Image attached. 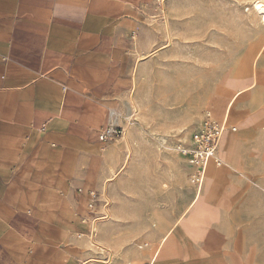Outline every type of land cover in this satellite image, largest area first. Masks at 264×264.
<instances>
[{"label": "crops", "instance_id": "0c3cea01", "mask_svg": "<svg viewBox=\"0 0 264 264\" xmlns=\"http://www.w3.org/2000/svg\"><path fill=\"white\" fill-rule=\"evenodd\" d=\"M160 1L0 0V264L102 259L81 239L91 216L78 213L88 192L97 203L99 188L103 194L124 168L118 145L99 135L111 113L128 110L131 39L143 38ZM227 129L222 151L235 133ZM228 168L207 167L214 197L199 214L213 219L184 230L186 206L154 213L153 244L183 233L168 237L157 264H264L258 245L230 222L241 181ZM189 186L193 199L199 193ZM223 196L229 207L218 205ZM139 258L154 259L150 248Z\"/></svg>", "mask_w": 264, "mask_h": 264}, {"label": "rangeland", "instance_id": "374dc122", "mask_svg": "<svg viewBox=\"0 0 264 264\" xmlns=\"http://www.w3.org/2000/svg\"><path fill=\"white\" fill-rule=\"evenodd\" d=\"M160 2L146 17L150 22L145 24L143 38L131 39L128 110L117 113L115 123L108 124L123 131L121 137L110 142L118 145L124 168L113 185L108 187L106 183L103 194L105 186L99 188L100 199L92 214L86 198L78 216H91L84 224L86 230L95 217L99 218L96 240L113 251L111 264H141L143 259L139 257L147 256L148 248L155 246L150 238V230L156 225L154 213L170 203L180 208L192 200L188 160L177 147L190 144L207 111L219 126L224 121V129L230 126L234 134L241 133L236 160L221 150L225 133L217 158L220 167L228 165L241 181L233 197L235 214L230 222L241 226L243 239L258 245L256 250L264 263V29L255 18L264 16V9L259 0ZM229 80L241 81L247 91L230 110L228 106L224 111L225 103L220 114L205 107L208 96ZM225 94L230 98L234 90ZM133 101L138 113L132 112ZM130 113L133 117L128 121ZM126 135L127 147L123 140ZM209 182L205 175L201 188L204 195L210 189ZM218 205L229 207L224 196ZM71 218L67 220L76 221L75 216ZM209 218L214 217L204 216L200 224ZM89 232L81 238L88 245ZM92 249L102 259L109 256L106 251Z\"/></svg>", "mask_w": 264, "mask_h": 264}, {"label": "bare ground", "instance_id": "6f19581e", "mask_svg": "<svg viewBox=\"0 0 264 264\" xmlns=\"http://www.w3.org/2000/svg\"><path fill=\"white\" fill-rule=\"evenodd\" d=\"M260 1V5L262 6V8L264 9V0H259ZM161 3V2H160ZM162 5V4H161ZM163 10V9H162ZM255 16V15H254ZM163 17V16H162ZM254 18V17H253ZM251 19V20H254V19ZM255 18L257 19V21L260 22L261 26L263 27L264 29V16L260 15V16H255ZM164 19V18H163ZM255 19V21H256ZM169 20V19H168ZM252 22V21H251ZM164 24V23H163ZM166 24V23H165ZM240 25V24H239ZM253 25V24H252ZM252 25L250 27H252ZM166 28V27H165ZM167 29V28H166ZM170 29V27H169ZM245 29V28H244ZM255 31V30H253ZM168 33V32H167ZM171 34V33H170ZM248 34V33H247ZM256 34V33H255ZM168 36V35H167ZM168 38V37H167ZM245 40V39H244ZM258 40V39H257ZM170 41V40H169ZM237 41V40H236ZM239 42V40H238ZM244 42V41H243ZM264 42V41H263ZM236 43V42H235ZM262 43V42H261ZM246 44V43H244ZM263 45V43L261 44ZM246 46V45H245ZM248 46V45H247ZM234 47V46H233ZM243 47V46H242ZM237 48V47H236ZM246 48V47H245ZM260 48V47H259ZM234 49V48H233ZM239 49V48H237ZM236 50V49H235ZM246 50V49H244ZM237 51V50H236ZM239 52V51H238ZM237 52V53H238ZM241 52V51H240ZM259 52V51H258ZM231 53V51H230ZM235 53V52H234ZM236 53V54H237ZM235 55V54H234ZM238 55V54H237ZM258 55V54H257ZM232 56V54H231ZM246 56V55H245ZM232 62V61H231ZM248 62V61H247ZM248 64V63H247ZM248 67V66H247ZM253 67V66H252ZM249 68V67H248ZM138 69V68H137ZM246 69V67H245ZM247 70V69H246ZM249 71V69H248ZM253 71V70H252ZM248 73V72H247ZM249 74V73H248ZM135 77V76H134ZM240 78L241 75H240ZM242 80V79H241ZM248 89V87H245L242 85V82L241 81H227L224 83L223 86H220L218 88L215 89V91L210 94L208 96V98L206 99V103H205V107H210L212 108V110L217 113V114H220L222 109H223V106L224 104L226 103L225 105V108H224V111H227V107L229 106V110L233 107V104L235 102V100L244 92H246ZM226 90H234V95H232V97L228 98L225 94V91ZM134 96V95H133ZM133 99V98H132ZM241 100V99H240ZM239 100V101H240ZM242 101V100H241ZM244 101V99H243ZM131 102V101H130ZM202 104H204V101L202 102ZM134 108L132 110V112L136 113L138 111L137 109V106L135 104V102L133 101V105ZM139 107V106H138ZM130 109V108H129ZM138 113V112H137ZM226 114H228L226 112ZM114 117L116 116H119L117 114L116 111H114L113 113ZM237 116V115H236ZM112 117V124L115 123V119ZM133 117V115L130 113L127 115L126 118H128V121H130V119ZM222 125H220V127H223L225 126V123L224 121L221 122ZM241 133L240 134H233L230 139H229V142H228V145L225 147V149L223 150V152L225 153H228L227 155L231 156L230 158L232 160H236L237 158V153L239 151V148L241 146ZM124 140V143L126 145V147L128 146V138H127V135L125 138H123ZM220 143V142H219ZM128 149V148H127ZM221 150H222V147H221ZM129 156V155H128ZM127 159V158H126ZM116 177V176H115ZM204 181V180H203ZM203 185V183H202ZM202 185L200 187V192L199 194L194 197L192 199V201L185 207V211H184V215H182L180 218H183L181 219L180 221H178L180 227H182V229H189L190 226H192L193 224H200V222L202 221L201 219H204V215H200L199 212L201 211L204 212V209H206L208 207V201L210 199L213 198V191H214V187L211 189V190H208V192L204 195V193H202ZM105 198V197H104ZM107 199V198H106ZM181 213V212H180ZM101 219V218H100ZM179 227V228H180ZM178 228V229H179ZM94 229H95V234L94 236L93 235H89V243L91 247H95L97 249H99L100 251H106V252H109V255L111 257V262L109 264L112 263V260H113V251L109 248H106L104 247L103 245H101L99 242H97L96 240V237H97V226L95 225L94 226ZM181 234V235H180ZM183 233H180L179 231H174L173 233L171 232H168L164 235L161 243L155 245L154 247H151L150 248V255H152V257L154 258H158L160 256V254L165 251V249L167 248V241L168 240V237H170L171 235H180L182 236ZM192 234L194 235H199L197 233V231H194L192 232ZM183 237V236H182ZM210 239V238H209ZM213 239V238H212ZM217 242V241H216ZM187 249V248H186ZM194 250V249H193ZM187 251V250H186ZM154 258V259H155ZM150 259V258H149Z\"/></svg>", "mask_w": 264, "mask_h": 264}, {"label": "built area", "instance_id": "2783aa9c", "mask_svg": "<svg viewBox=\"0 0 264 264\" xmlns=\"http://www.w3.org/2000/svg\"><path fill=\"white\" fill-rule=\"evenodd\" d=\"M111 115L114 117L113 113ZM116 117V116H115ZM114 117V118H115ZM234 132V129H231ZM228 131L227 128L220 127L218 123L213 121L211 115L206 111L200 122L199 127L191 136L188 146H178L179 153L188 160L190 171L188 173V182L194 187L195 193L200 192V187L206 175L207 167L210 162L214 161L217 167L221 166V161L217 159V151L222 135ZM123 131L110 127L99 135L101 141H109L121 137ZM88 210L92 211L95 208L98 195L95 191L88 192ZM83 219L82 222L86 223ZM95 222L92 220L90 225V235L95 234ZM109 255V252H108ZM111 262L110 255L104 259H90L79 264H109ZM149 264H157L155 259H152Z\"/></svg>", "mask_w": 264, "mask_h": 264}]
</instances>
